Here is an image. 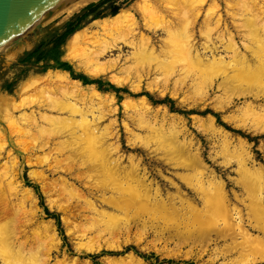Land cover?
<instances>
[{"label": "bare ground", "instance_id": "6f19581e", "mask_svg": "<svg viewBox=\"0 0 264 264\" xmlns=\"http://www.w3.org/2000/svg\"><path fill=\"white\" fill-rule=\"evenodd\" d=\"M90 1L92 0H58L45 20L50 15L60 14L67 9H79ZM222 1L225 2L228 15L235 18L239 5V9L247 18L244 22L247 32L242 34L244 50L224 23L219 0H134L116 14L95 19L87 27L76 30L68 38L63 56L77 71L91 78H107L117 86L129 84L135 90L140 89L141 85H135V82L129 80L130 74L133 75L132 79L141 78L145 71L155 70L164 78L155 76L156 80L149 84L155 81L167 84V77L171 73H176L178 77L175 78L173 90L168 89V91L171 96L180 98L179 103L183 107L188 106L187 99L177 95H179L178 87L182 88L185 85L201 94L200 100H194L193 105L201 104L216 82L218 88L221 87L225 91L230 88V90L256 92L255 95L264 93V10H260L258 0ZM204 4H208V9L203 17ZM164 12L171 13L172 18L164 19ZM198 24V31L205 38L201 42V47L194 40ZM221 28H225L223 33L226 36L222 38L227 40L222 45L223 49L215 41L220 35L214 36L215 31ZM114 31L116 34L110 37V33ZM158 32L163 36L158 37ZM219 77H222L221 82L218 81ZM37 82V90L40 92L49 91L52 88L50 84H53L62 95V98L60 96L51 103L52 108L57 109L56 113L54 111L40 113V118L44 119L45 123H38V132L44 135L48 129L56 131L62 146L74 145L79 149L78 152L86 156L87 159H84L94 162V167L99 170L98 173L101 171L103 174L100 182L105 180L104 183H110L112 180L119 187L117 188L119 190L115 191V193L118 191L117 195L102 197L104 203L111 208L108 210L104 207L105 204L100 205L98 200H92L88 193L76 188L66 178H60L61 188L58 190L60 193H57L64 195L65 201V205L60 203L59 206L57 205L60 210L68 213L75 197L83 199L78 203L87 210L85 226L89 229L87 231L90 235L85 236L82 233L85 237H78L80 241L77 249L80 253L100 254L112 251V254L104 257V264H149L135 251L123 254L125 249L130 247L131 240L119 241V236L130 228L131 222L146 223L149 220L145 217L149 215V219L162 220L161 230L174 231L184 240L203 242L204 245L212 240L213 234L226 236L231 229L238 226L244 235L242 244L249 254L264 257V240L261 236L251 235L245 230L244 225L241 224L244 217L242 209L238 206L231 208L225 182L217 180L212 171L206 174L207 178L199 177L200 171L208 169V166L203 159L201 146L194 148L197 142L194 135L186 128L185 118L177 114L169 115V110L166 109L165 118L169 117L166 121L157 123L142 112L135 119L143 129L151 131L148 132L149 136L137 135L130 128L129 131L134 135L133 137L148 143L161 142L163 149L168 151L167 160L177 167L182 165L194 175L198 172V177L180 172L178 175L202 195V207L190 200L178 184L175 195L180 197L181 204H176L175 195H169L171 203H168V200L162 197L160 187L154 188L153 181H148L149 178L145 173H141V158L131 155L127 163L121 159L119 134L113 132L112 121L108 123L104 121L107 118L106 110L113 111L110 108L111 104L107 107L105 102L109 98L114 100V93H104L94 84L85 85L65 69H50L40 76ZM95 102L103 103L106 108L101 106L96 108ZM232 102V96L227 100L220 98L216 107L231 126H244L245 122L242 123L235 113L229 114V105ZM143 103L147 108L151 106L146 97H143ZM240 109L245 113H253V117L256 118V110L250 103H244V107ZM29 118L38 121L33 111ZM8 121L13 122L12 124L16 123L13 115ZM47 123L50 124L48 128L45 126ZM193 123L208 136L207 139L213 145L212 153L215 159L222 155L225 158L231 156L235 160L237 176L232 179L244 191L242 201L246 203V209L252 216L250 220L254 228L264 231V167L252 154L251 144L240 137L235 140L237 135L221 127L213 115H208L206 118L196 116ZM255 128L249 126L248 130L253 134L264 131ZM114 135L116 141H113ZM4 144L3 142L0 146L3 147ZM146 147L152 148L150 145ZM218 148L220 149L217 150ZM11 160L12 165H8L7 162L0 165V195L3 199L2 203L6 198H13L8 197V194L20 195L21 200L17 202L15 211H11L12 215L15 214L13 218L8 219L11 222L6 220L8 222L4 224L1 221L0 253L7 264H51V250L53 247L58 248L61 243L51 220L39 222L45 234L39 238L35 250L26 251L23 245L16 241L15 221L23 211L26 214L30 207H37V201L32 189L23 187L22 180L17 176V156ZM31 174L36 181L42 182L46 193L54 194L53 190L57 182L50 183L42 171L32 170ZM51 202L54 204V200ZM131 205L137 206L135 208H139L140 211H130ZM185 208L189 209L188 212H185ZM159 249L171 253V250L165 246ZM185 254L176 256L194 255L191 252ZM56 264L95 263L91 259L82 260L64 252L63 258L56 260Z\"/></svg>", "mask_w": 264, "mask_h": 264}, {"label": "rangeland", "instance_id": "374dc122", "mask_svg": "<svg viewBox=\"0 0 264 264\" xmlns=\"http://www.w3.org/2000/svg\"><path fill=\"white\" fill-rule=\"evenodd\" d=\"M133 1L134 0H92L79 9L71 8L57 15H50L38 27L31 29L27 33L0 47V145L3 142L5 143L3 147H1L2 145L0 146V165L5 162H7L8 165H12L11 159L17 156V176L22 180L23 187L32 189L33 193L36 195L37 201V207L32 208L29 206L31 209L28 207L29 209L26 211L27 215L23 211L19 215L20 219L18 218V220L15 221L16 241L22 244L26 251L35 250L39 238L45 234L39 222L51 220L56 228L59 240L61 241L58 248L53 247L51 250V264H56V260H61L64 252L82 260L91 259L95 264H104V257L107 254L113 253L112 251H105L100 254H83L77 249L80 241L78 237L84 236L83 234H85V236L89 234V231H87L89 229L85 226L87 219L85 213L87 210L80 206L79 203L83 199L79 197H75L72 200L68 213L60 210L58 204L65 205V201L63 200L64 195H58V193H60L58 190L61 188L60 180L63 177L66 178L70 183L74 184L76 188L86 194L88 193V196L92 200H98L100 205L105 204L102 200L103 196L112 197L115 196V194L117 195L118 191L116 193L115 191L119 190L117 189L119 187L117 183H114L112 180H110V183H104L105 180L104 182H100V178H103V174L101 171L98 173L99 170L94 167V162H88L86 156L78 152L79 149L75 148L74 145L62 146L56 131L48 129V132L44 135L38 132V123H45L43 122L44 119L40 118V113L44 111L47 113L54 111V113H56L57 109L52 108L53 105H51V103L60 96L62 98V95L59 93L60 91H57L56 85L53 84H50L52 88L49 86V91L40 92L37 90L38 78L50 69L68 70L72 77L80 80L83 84H94L104 93H114V100L109 98L105 102L107 107L111 104L110 108H112L113 111L106 110L107 118L104 121L105 123L112 121L114 128L113 132H118L119 134V143L121 145L120 154H122L121 159L127 163L131 155L136 156L138 159L141 158V173H145L149 178L148 181H153L154 188L157 186L160 187L162 197L168 200V203H171L169 195L173 196L176 194V184H178L182 187V192L186 194L190 200L199 207H202V195L198 194L196 190H193L189 183L179 177L178 173L191 174L193 177H195V175L198 177L199 175V177L207 178L206 174L208 175V173L212 171L217 180H223L225 182L231 208L238 206L242 209L244 217L241 224L244 225L245 230L251 235L261 236L264 240V231L259 228H254L253 222L250 220L252 216L246 209V203L242 201L244 191L241 186L232 179L237 176L235 171L237 167L235 160L231 156L225 158L222 155L215 159L212 153L213 145L210 143V140L207 139L208 136L193 123L194 117L196 116L206 118L208 115H213L221 127L237 135V137L235 136V140H238L240 137L251 144L250 149L252 154L255 156L256 161L264 167V131L253 134L248 130L249 126L264 129V93L255 95L254 93L256 92L239 89L230 90V88L225 91V89H221V87L218 88L216 82L211 90L208 91L204 99L206 101L203 100L201 104L193 105L194 100H200L201 94L194 88L185 85L182 88L178 87L179 90L177 89L179 92L177 96L186 97L185 99H187L186 102L188 103H185L188 106L183 107V105L181 106L179 103L180 98L177 99L171 96L168 91V89L173 90L175 78L178 77L176 73H171V75L167 77V84H163L160 81L149 84V82L156 80L154 78L157 76L164 78L155 70L149 72L145 71L141 78L132 79L133 75L130 74L129 80L131 79V81L135 82V85H141L140 89L135 90L131 88L129 84L117 86L107 78H91L83 72L77 71L74 65L64 58L63 55H65L66 52L67 40L76 30L87 27L95 19L112 16L120 9L129 6ZM258 1L260 10L263 11L264 0ZM219 3L221 5V14L224 18V23L229 30L232 31L241 49L244 50V38L242 39V34L244 35L247 32V28L244 25L247 19L246 16L243 14V11L239 9L238 5L237 15L233 18L226 12L225 2L219 0ZM207 9L208 4H204L202 9L203 17ZM254 9L255 7H253V10ZM167 17L172 18V14L164 12L163 18L165 19ZM198 26L199 24L196 26L194 40L201 47V42H203L205 38L198 31ZM224 31L225 28H221V30L215 31L214 34V36L220 35L215 41L221 46V49H223L222 45L227 42V40H223L222 38L226 36V34L223 33ZM115 34V31L111 32L110 37ZM157 36L160 37L163 35L158 32ZM60 38L63 40L59 46H57L58 39ZM115 52L117 53V51ZM122 62H124V59ZM61 63H65L62 64L63 67H59ZM218 81L221 82L222 77H219ZM229 96L233 97V102L229 105V114L235 113L237 118L242 120V123L245 122L244 126H231L223 117V113L216 107L220 98L222 100H227ZM143 97L148 98L151 103L149 108L143 103ZM246 102L250 103L256 110V118L253 117V113H245V111L240 109V107H244V103ZM99 106L106 108L103 103L95 102V107L97 108ZM166 109L169 110V115L177 114L185 118L187 122L186 128L194 135L195 141L197 142L194 148L198 145L201 146L203 159L208 166V169L200 171L201 174L199 173L197 175L198 172H195L196 174L194 175L182 165L181 167H177L170 162V160H167L166 152L168 151L163 149L161 142L158 141L157 144L148 143L137 137H133L134 135L129 131L130 128L137 135L148 137L151 131L143 129L137 124L135 118H137V115L144 112L150 120L157 121V123L163 122L169 117L165 118ZM32 111L38 120H35L36 122L29 118ZM9 115L14 116L16 123L12 124L13 122L11 123V121H8ZM45 126L48 128L50 124L47 123ZM113 141H116V136ZM147 145L152 146V148L146 147ZM219 149L220 148L217 150ZM150 150H152V152H150ZM75 151L77 152L75 153ZM43 156H45V158H43ZM32 170L44 172L50 183L54 181L57 182V184L54 182L56 184V188L53 190L54 194L44 191L42 182L36 181L32 177ZM100 174H102V177H100ZM171 180H174V183H172ZM124 182L126 183V181ZM15 196L16 195L10 196V194H8V197L13 198H6L4 201L5 203L3 202V206V199L0 195V225L2 222L4 224L8 221L11 222L8 219L14 217L15 214L12 215L11 211H15V206L19 203L18 201L21 200L20 195H18L19 197ZM52 200H54V204L51 202ZM175 202L177 205H180V197L177 196ZM13 204L15 205L13 206ZM9 207L11 209H9ZM104 207L108 210L111 209L107 204H105ZM135 207L137 206L131 205L130 211H140L139 208ZM184 210L188 212L189 209L185 208ZM146 218L149 220L146 223L131 222L130 228L124 229L125 231L119 236L120 242L127 239L131 240L130 247H127L123 254L135 251L136 254L147 260L149 264H264V257L261 258L256 255H250L249 251L244 248V244H242L244 235L241 233L242 230L238 228V226L231 229V232H228L226 236L213 234L212 240L204 245L203 242L184 240L179 237V235L175 234L174 231L161 230L162 228H160V225L162 220L156 221V218H150V220L149 215L146 216L145 219ZM163 246L171 250V253L159 249ZM188 252L194 255L190 257L176 256L178 254H188ZM195 253L199 256L195 255ZM0 264H7L1 253Z\"/></svg>", "mask_w": 264, "mask_h": 264}, {"label": "water", "instance_id": "95a60500", "mask_svg": "<svg viewBox=\"0 0 264 264\" xmlns=\"http://www.w3.org/2000/svg\"><path fill=\"white\" fill-rule=\"evenodd\" d=\"M58 0H0V47L38 27Z\"/></svg>", "mask_w": 264, "mask_h": 264}, {"label": "trees", "instance_id": "16d2710c", "mask_svg": "<svg viewBox=\"0 0 264 264\" xmlns=\"http://www.w3.org/2000/svg\"><path fill=\"white\" fill-rule=\"evenodd\" d=\"M115 14H116V13H115ZM113 15H114V14H113ZM62 40H63L62 38L58 39V44H57V46H59V44L61 43ZM62 64H65V63H61L59 67H63ZM46 67H49V66H46Z\"/></svg>", "mask_w": 264, "mask_h": 264}]
</instances>
